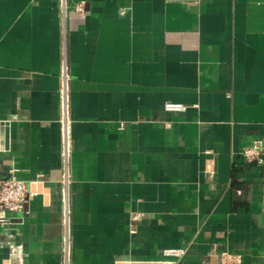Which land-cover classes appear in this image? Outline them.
Returning <instances> with one entry per match:
<instances>
[{"label":"crops","instance_id":"1","mask_svg":"<svg viewBox=\"0 0 264 264\" xmlns=\"http://www.w3.org/2000/svg\"><path fill=\"white\" fill-rule=\"evenodd\" d=\"M260 145L264 0H0V264H264Z\"/></svg>","mask_w":264,"mask_h":264},{"label":"built area","instance_id":"2","mask_svg":"<svg viewBox=\"0 0 264 264\" xmlns=\"http://www.w3.org/2000/svg\"><path fill=\"white\" fill-rule=\"evenodd\" d=\"M83 4L77 6V10L83 11ZM61 104H62V132H63V141L65 144V157L68 152V79L66 74V69L63 70L62 74V85H61ZM187 106L180 103H166L164 105L165 112L168 113H182L187 110ZM243 158L251 162L261 163L264 157V146H252L246 148L242 152ZM29 198V189L26 182L19 180L15 177H12L6 181H0V227L8 225L12 222V219L25 211L26 205ZM66 200V198H65ZM68 249L66 254H68ZM163 255L165 257H171L174 259V262L170 264H175L179 261L184 255L185 250L183 249H171L164 250ZM176 261V262H175ZM218 264H231V255L229 252H222L218 256Z\"/></svg>","mask_w":264,"mask_h":264}]
</instances>
